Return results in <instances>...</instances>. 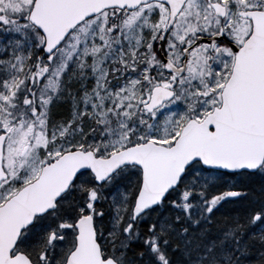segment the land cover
<instances>
[{
	"label": "snow or ice",
	"instance_id": "snow-or-ice-1",
	"mask_svg": "<svg viewBox=\"0 0 264 264\" xmlns=\"http://www.w3.org/2000/svg\"><path fill=\"white\" fill-rule=\"evenodd\" d=\"M0 264H264V0H0Z\"/></svg>",
	"mask_w": 264,
	"mask_h": 264
}]
</instances>
